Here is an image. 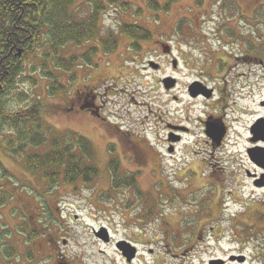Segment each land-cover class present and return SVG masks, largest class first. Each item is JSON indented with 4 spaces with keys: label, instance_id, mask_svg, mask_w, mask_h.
<instances>
[{
    "label": "rangeland",
    "instance_id": "rangeland-1",
    "mask_svg": "<svg viewBox=\"0 0 264 264\" xmlns=\"http://www.w3.org/2000/svg\"><path fill=\"white\" fill-rule=\"evenodd\" d=\"M121 1L128 10L110 7L104 16L101 38L116 35L113 51L99 39L71 44L68 57L98 51L91 64L61 72L64 90L50 94L47 80L34 75L36 85L25 82L7 98L12 109L40 102L55 131L85 135L100 171L87 187L60 179L51 191L0 136V264H54L58 257L70 264H264V186L255 184L264 170L247 155L250 128L264 117V0ZM122 23L147 29L150 38L122 33ZM157 39L170 41L173 56L160 54L166 47ZM168 77L177 81L170 89ZM196 81L214 88L212 99L189 94ZM94 84L98 92L83 97L92 104L96 96L109 122L85 110L88 104L68 110L79 89ZM210 114L227 126L221 143L207 134ZM171 125L188 128L180 141ZM110 150L120 167L116 187ZM102 226L108 242L96 236ZM120 240L136 246L132 261L117 250Z\"/></svg>",
    "mask_w": 264,
    "mask_h": 264
},
{
    "label": "trees",
    "instance_id": "trees-1",
    "mask_svg": "<svg viewBox=\"0 0 264 264\" xmlns=\"http://www.w3.org/2000/svg\"><path fill=\"white\" fill-rule=\"evenodd\" d=\"M150 3L157 7L154 0ZM110 7L126 11L129 4L121 0H0V136H7V152L20 157L27 170L40 173L51 191L60 179L75 189L79 182L87 187L96 181L100 167L92 143L74 130L55 131L40 102L12 109L6 106L7 98L25 82L36 85L40 77L47 80L50 94L64 90L61 74L91 64L98 51L92 46L68 57L66 48L71 44L81 46L99 39L106 52L113 51L116 35L112 32L101 38ZM120 30L134 39L138 34L150 38L147 29L134 23H122ZM112 155L109 168L116 187L120 167H116L117 156ZM37 232L32 229L28 240Z\"/></svg>",
    "mask_w": 264,
    "mask_h": 264
},
{
    "label": "water",
    "instance_id": "water-1",
    "mask_svg": "<svg viewBox=\"0 0 264 264\" xmlns=\"http://www.w3.org/2000/svg\"><path fill=\"white\" fill-rule=\"evenodd\" d=\"M176 65V62H175ZM156 68L158 65L155 66ZM165 86L167 89L173 87L175 85V79L172 78H166L164 80ZM190 93L192 96H198L199 94H207L208 91L205 87L201 86V83L194 82L190 88ZM210 92V90H209ZM210 96L209 94H207ZM208 134L211 136L216 142L221 143L225 133L226 128L224 125L220 124L219 122L213 121L208 123ZM252 133L254 134V137L252 141L256 142L258 140H264V118H261L257 121V123L252 127L251 129ZM172 138V137H171ZM172 140V139H171ZM174 141V140H173ZM172 151V150H171ZM249 156L253 162H255L260 167L264 168V147H253L248 150ZM257 185H264V174H263V180L260 182H257ZM97 235H99L104 241H109V234L106 228H102ZM117 247L120 249V251L123 253L125 257H127L128 261H132L133 258H135L137 253V248L133 246L130 242L126 240H121L117 243ZM232 260L237 259L240 262H244L246 260V256L240 255V256H232ZM223 259H213L210 261V264H223Z\"/></svg>",
    "mask_w": 264,
    "mask_h": 264
},
{
    "label": "flooded vegetation",
    "instance_id": "flooded-vegetation-1",
    "mask_svg": "<svg viewBox=\"0 0 264 264\" xmlns=\"http://www.w3.org/2000/svg\"><path fill=\"white\" fill-rule=\"evenodd\" d=\"M157 45L158 46H160L161 48H163V45H164V47H166V50H164V49H161V52H160V54L161 55H163V56H173V47H172V45H171V43H170V41L169 42H162L161 41V39H157ZM174 61H175V58H174V60H173V63H174ZM242 62H245L244 60L242 61ZM175 65V64H174ZM177 65V64H176ZM161 66H162V64H160V68H159V70L160 69H162L161 68ZM178 66V65H177ZM203 83V82H202ZM88 85H85L84 87H87ZM202 87L204 86V87H207V89H211V90H213V92L212 91H210L209 92V90H207L208 91V93L207 94H209L210 96H208L207 94H205V95H203V94H201V95H199V96H196V97H193V98H198V97H204V98H206V99H212V97L214 96V94H215V90H214V88H210V87H208V85L207 84H202L201 85ZM81 88V89H79V94H78V98L76 97H74L72 100V102L70 103L71 104V107H69L68 108V110L69 109H71V108H74V106L77 104V103H79V107L80 108H84L85 107V104H88L87 105V108H85V110H87L88 108H90L91 109V111H92V114H94L95 116H98L99 117V120H102V121H108L109 122V119L108 118H106V117H104L103 116V114L101 113V111H102V108H101V105H100V103H101V101L100 100H95L96 99V96H95V94H94V96H95V98H94V100L92 101V104L90 103V101L88 102V100L86 99V97H83L85 94H84V92H86L88 89H90V90H92L94 93H96V92H98V89L100 88V86H97V85H90V87L91 88ZM190 94V93H189ZM93 96V97H94ZM83 100H84V103H83ZM89 100H91V99H89ZM263 105H264V103H263ZM84 106V107H83ZM218 110V109H217ZM214 116V115H213ZM213 116L210 114L209 116H208V119H213ZM204 122V121H203ZM207 126V125H206ZM171 127H172V129H173V131H174V133L172 132V135H174V137H176V138H178V137H180V135H182V134H180L181 132H180V130H182V131H187L188 130V128L187 127H183V126H180V125H171ZM113 128H115V129H118V130H121V128L120 127H118L117 125H114L113 126ZM124 133H126L125 135H129V132H124ZM175 133H178L179 135H177V134H175ZM182 133H185V132H182ZM250 142H251V146H255V145H264V141H262V140H260V141H257V142H253L252 141V135H251V137H250ZM248 151V150H247ZM248 155V154H247ZM249 158V157H248ZM252 164L255 166V167H258L257 165H255L253 162H252ZM258 168H260V167H258ZM54 264H70L69 263V261H65L64 259H60V257H58V258H56V260H55V262H54ZM226 264V263H225ZM237 264H239V263H237Z\"/></svg>",
    "mask_w": 264,
    "mask_h": 264
}]
</instances>
